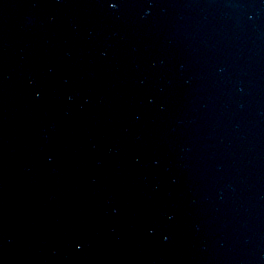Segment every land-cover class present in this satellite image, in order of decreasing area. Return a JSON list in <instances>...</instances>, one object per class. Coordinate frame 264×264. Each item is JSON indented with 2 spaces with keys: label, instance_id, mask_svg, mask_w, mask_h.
Listing matches in <instances>:
<instances>
[{
  "label": "water",
  "instance_id": "water-1",
  "mask_svg": "<svg viewBox=\"0 0 264 264\" xmlns=\"http://www.w3.org/2000/svg\"><path fill=\"white\" fill-rule=\"evenodd\" d=\"M0 264H14L0 249Z\"/></svg>",
  "mask_w": 264,
  "mask_h": 264
},
{
  "label": "snow or ice",
  "instance_id": "snow-or-ice-1",
  "mask_svg": "<svg viewBox=\"0 0 264 264\" xmlns=\"http://www.w3.org/2000/svg\"><path fill=\"white\" fill-rule=\"evenodd\" d=\"M112 6H113V7H115L116 5H115V4H113Z\"/></svg>",
  "mask_w": 264,
  "mask_h": 264
}]
</instances>
